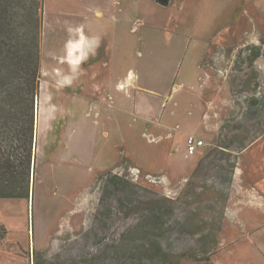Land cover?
<instances>
[{
    "label": "rangeland",
    "instance_id": "obj_1",
    "mask_svg": "<svg viewBox=\"0 0 264 264\" xmlns=\"http://www.w3.org/2000/svg\"><path fill=\"white\" fill-rule=\"evenodd\" d=\"M245 2L237 10L241 20L231 25L238 30L219 39L230 47L221 43L205 58L221 78L211 85L209 97L214 103L203 132L187 135L191 127L186 125V131L176 129V154L171 141L161 142L160 135L159 143L144 139L146 133L140 132L144 121L133 110L120 117L100 115L97 126L89 124L92 117L84 116L89 91L81 60L71 57L72 69H61L63 61L51 49L56 46L53 32L46 36L42 28L30 196L0 198V264H57L96 254L104 258L97 264H141L132 251L137 241L126 239L124 233L165 199L168 219L162 241L171 257L156 264H178V256L179 264H245L247 232L252 229L244 227L238 215L251 187L239 168L249 162L247 149L264 138V0ZM90 23H105L91 29L104 41L115 42L119 64H112L114 75L131 66L141 80L138 85L151 88L139 87L153 101L160 99L157 95L166 91L171 77L176 76L175 84L183 79L188 57L182 62L177 47L168 46L161 36L150 41L145 26L134 34L127 32L129 22L123 19L116 21L115 30L110 20L91 18ZM108 49L99 53V60L109 54ZM139 51L151 55L139 58ZM75 93L83 96L74 97ZM173 95L165 96L163 117L171 113ZM130 102L127 98L124 106L130 108ZM185 117L171 115L169 120L184 125ZM102 129L111 136H104ZM190 136L204 141L194 154L187 148ZM259 149L264 151V144ZM206 252L210 259L203 258Z\"/></svg>",
    "mask_w": 264,
    "mask_h": 264
},
{
    "label": "crops",
    "instance_id": "obj_2",
    "mask_svg": "<svg viewBox=\"0 0 264 264\" xmlns=\"http://www.w3.org/2000/svg\"><path fill=\"white\" fill-rule=\"evenodd\" d=\"M245 1L247 2V0H44L43 28L46 36L53 32L56 46L51 49L55 54L59 53L56 57H61L63 61L60 62L61 69L68 71L71 68L69 62L71 57L76 56L81 60L79 64L86 72L84 77L82 76L84 79L86 77L85 91H89L88 96L86 95V100L89 101L88 108L84 115L87 118L92 117L89 119V124L96 123L97 126L100 115L112 114L120 117L124 116L126 111L133 110V115H138L144 121L140 126L141 135L146 133L144 139L151 143L168 141L170 144L171 141V150L176 154L178 149L173 148L177 139L176 129L181 128L182 131H186L187 127L184 128L186 125L191 127L187 135L203 132L206 117L214 103L209 97L211 85L221 78L209 69L205 58L212 49L221 47V43L225 48L230 47L229 42H218L223 35L231 36L238 30L231 29V25L232 22L235 25L241 20L237 10L239 4ZM52 4L53 25L49 26L48 9ZM91 18L110 20L114 24V30L117 26L116 21L123 19L126 23L129 22L130 30L127 32L135 34L145 26L151 34L150 41L158 36L163 37L168 46L177 47L179 56L182 55V62L187 57L189 59L183 79L175 84L176 76L171 77L172 82L169 87L166 91H160L161 94L157 95L160 99L153 101L139 87L151 88L143 84L138 85L141 80L138 82L139 77L131 66L116 70L118 73L115 76L114 70L119 64L118 59L114 57V49L117 48L115 42L113 39L104 41L96 35L91 29L92 26L94 29H100L105 23L91 25ZM121 25L118 28L123 30ZM105 49H108L109 54L104 55L103 60H99V53ZM118 50H120L119 43ZM150 55H143L139 51L137 56L146 58ZM115 62L116 67H113L112 64ZM68 76L71 74L66 77ZM73 83L74 80L70 84ZM173 93L171 101L174 102V106L171 113L163 117L167 107L165 99L167 96L171 97ZM70 96L72 98V95ZM73 96L83 95L75 93ZM127 98L131 100L130 108L124 106ZM171 115L186 116L185 124L181 125L175 119L170 121ZM193 115L196 118H191ZM161 118L164 120L162 121ZM118 126L123 127V125ZM97 129L99 130V127ZM100 131H104V136L107 134L108 138L111 136L108 129ZM159 135L163 137L161 140L157 139ZM263 144L264 138L249 147L247 149V153H250L249 162L243 163V168H239L242 171L239 172L241 178L248 181L251 187L246 198L243 199L245 207L239 208L238 215L242 225L252 229L247 232L250 247L245 253V264H264V151L261 152L259 149ZM167 159L166 163L169 164L171 159ZM237 264L240 262L238 261Z\"/></svg>",
    "mask_w": 264,
    "mask_h": 264
},
{
    "label": "trees",
    "instance_id": "obj_3",
    "mask_svg": "<svg viewBox=\"0 0 264 264\" xmlns=\"http://www.w3.org/2000/svg\"><path fill=\"white\" fill-rule=\"evenodd\" d=\"M43 18L44 0H0V198L29 199L30 196ZM116 177H111L114 185ZM166 200L142 213L133 229L124 233L126 239L137 241H133L132 251L141 264L167 262L171 257L162 241L167 230ZM167 212L171 215L172 210ZM101 255L57 264H97L104 260ZM203 258L210 259V254L204 253ZM179 260L178 256V264Z\"/></svg>",
    "mask_w": 264,
    "mask_h": 264
},
{
    "label": "built area",
    "instance_id": "obj_4",
    "mask_svg": "<svg viewBox=\"0 0 264 264\" xmlns=\"http://www.w3.org/2000/svg\"><path fill=\"white\" fill-rule=\"evenodd\" d=\"M204 144L202 139H197L196 137L190 136L187 139V148L190 154H194L197 150Z\"/></svg>",
    "mask_w": 264,
    "mask_h": 264
},
{
    "label": "water",
    "instance_id": "obj_5",
    "mask_svg": "<svg viewBox=\"0 0 264 264\" xmlns=\"http://www.w3.org/2000/svg\"><path fill=\"white\" fill-rule=\"evenodd\" d=\"M32 193V192H31ZM32 196V195H31ZM31 200H32V197H31Z\"/></svg>",
    "mask_w": 264,
    "mask_h": 264
}]
</instances>
